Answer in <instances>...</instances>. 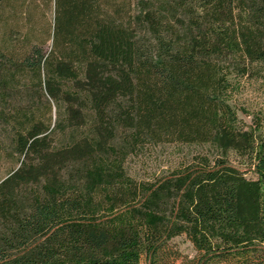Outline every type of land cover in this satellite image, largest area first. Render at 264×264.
Listing matches in <instances>:
<instances>
[{"label": "trees", "instance_id": "obj_1", "mask_svg": "<svg viewBox=\"0 0 264 264\" xmlns=\"http://www.w3.org/2000/svg\"><path fill=\"white\" fill-rule=\"evenodd\" d=\"M245 81L264 85V0H0V136L20 160L0 181V264H264V111ZM37 94L87 132L55 146L63 120ZM119 136L218 154L137 182L108 157Z\"/></svg>", "mask_w": 264, "mask_h": 264}, {"label": "rangeland", "instance_id": "obj_2", "mask_svg": "<svg viewBox=\"0 0 264 264\" xmlns=\"http://www.w3.org/2000/svg\"><path fill=\"white\" fill-rule=\"evenodd\" d=\"M50 42H48L49 45ZM24 83H29L31 86L32 75L26 73ZM28 85V87H29ZM32 88L26 91V94L31 93ZM264 85L256 82H246L243 86L241 103L255 110L264 111ZM34 91V90H33ZM36 93V92H35ZM39 94V93H38ZM34 96L30 99L36 102L46 120H52V125L59 119H62V126L57 127V131L53 133V141L55 146L65 143L73 137H81L87 131L86 128H74L72 122H68L66 107L62 100L54 101L48 95L40 97ZM29 100V99H27ZM241 117L246 121L251 122V117L240 112ZM56 129V128H55ZM0 136V181L6 177L12 170L20 164L19 157L13 154L10 140L7 132ZM117 153L109 151L108 157L120 158V163L125 171V174L137 182L151 183L157 179L167 175L174 169L182 168L195 161L200 156L213 158L218 154V151L212 143H153L148 142L141 145H129L126 139L118 137L113 143ZM84 165L81 163H71L63 169L64 177L76 175L79 177L80 171ZM70 175V176H69ZM175 249L180 253L181 258L178 260L182 263L186 258H192L196 255V250L193 245L184 237H176L172 240Z\"/></svg>", "mask_w": 264, "mask_h": 264}]
</instances>
